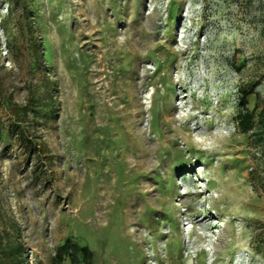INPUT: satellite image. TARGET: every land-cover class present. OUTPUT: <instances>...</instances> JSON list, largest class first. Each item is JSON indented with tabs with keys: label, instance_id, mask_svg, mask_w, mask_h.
<instances>
[{
	"label": "rangeland",
	"instance_id": "obj_1",
	"mask_svg": "<svg viewBox=\"0 0 264 264\" xmlns=\"http://www.w3.org/2000/svg\"><path fill=\"white\" fill-rule=\"evenodd\" d=\"M246 83L253 85L248 108L264 111V0H0L2 242L21 243L26 264H52L67 238L87 246L93 264H264L262 144L233 120ZM166 129V137L175 133V151L185 152L183 139L197 143L199 159L179 167L178 154L172 172L157 163L155 150L169 145L156 134ZM134 169L145 179L130 192ZM191 182L199 194L181 206ZM130 193L160 214L140 217ZM199 219L205 225L186 224ZM138 227L149 239L146 253Z\"/></svg>",
	"mask_w": 264,
	"mask_h": 264
},
{
	"label": "bare ground",
	"instance_id": "obj_2",
	"mask_svg": "<svg viewBox=\"0 0 264 264\" xmlns=\"http://www.w3.org/2000/svg\"><path fill=\"white\" fill-rule=\"evenodd\" d=\"M103 24V23H102ZM98 25V24H97ZM104 25H105V30L106 31H108V25H109V23H107V21L104 23ZM103 26V25H102ZM104 30V32L106 33V31ZM101 33H103V31L101 32ZM98 37H99V35H97ZM100 36H102V35H100ZM108 36V35H107ZM106 36V37H107ZM104 38H105V36H103ZM143 37V36H142ZM103 38V39H104ZM106 39H104V41H105ZM142 40V39H141ZM141 40H140V42H141ZM99 41H102V40H100L99 39ZM106 42V41H105ZM104 42V43H105ZM142 42H144V41H142ZM101 43V42H100ZM138 44V43H137ZM137 44H136V46H137ZM86 45V44H85ZM116 45H118V44H116ZM135 45V44H134ZM99 46V45H98ZM111 46V45H110ZM142 46H143V44H142ZM99 47H103V46H101V44H100V46ZM99 47H97V48H99ZM105 47V46H104ZM121 46H119V48H120ZM138 47V46H137ZM97 48H95V49H97ZM106 48V47H105ZM143 48V47H142ZM100 49V48H99ZM117 49V48H116ZM101 50V49H100ZM103 50V49H102ZM86 51V50H85ZM120 51V50H119ZM87 52V51H86ZM103 52H104V50H103ZM107 52V51H106ZM89 53V52H88ZM98 53V52H97ZM101 53H102V51H101ZM104 54V53H103ZM107 54V53H106ZM117 54V53H116ZM118 54H120V53H118ZM117 54V55H118ZM174 54H175V52H174ZM93 55V54H92ZM96 55V54H95ZM105 55V54H104ZM113 55V54H112ZM109 56V55H108ZM144 56V55H143ZM88 57H90V56H88ZM94 57V56H93ZM97 57H99L98 55H97ZM139 57V56H138ZM177 57V56H176ZM87 58V57H86ZM102 58V57H101ZM113 58V57H112ZM143 58V57H142ZM175 58V56H173V55H170L169 56V59H170V63H169V65H165V67L166 68H170V66H171V64L173 63V59ZM84 59V58H83ZM92 58H90V60H91ZM135 59V58H134ZM140 59V58H139ZM94 60V59H93ZM97 60V59H96ZM100 60V59H99ZM110 60V59H109ZM87 61V60H86ZM101 61V60H100ZM100 61H99V63H100ZM85 62V61H84ZM98 62V61H97ZM102 63H103V60L101 61ZM139 62H140V60H139ZM143 62V61H142ZM88 63V62H87ZM87 63H85V64H87ZM91 63V62H90ZM93 63V62H92ZM95 63V62H94ZM111 64V63H110ZM142 64V63H141ZM88 65V64H87ZM97 65V64H96ZM107 65V64H106ZM136 65V64H135ZM111 66V65H110ZM137 66V65H136ZM135 66V67H136ZM164 65L162 64V63H157V69H160V68H162ZM99 67V66H98ZM102 67V66H101ZM141 67V68H140ZM95 69H96V66L94 67ZM139 68L141 69V74H143L144 75V66H143V64H142V66H139ZM164 68V67H163ZM162 68V69H163ZM135 69H137V68H135ZM104 70V69H103ZM128 71V70H127ZM139 71V70H138ZM137 72V71H136ZM130 73V72H129ZM134 73V72H133ZM132 73V74H133ZM138 74V73H137ZM137 74H136V76H137ZM93 75V74H92ZM95 75V74H94ZM97 76V75H96ZM100 76V75H99ZM142 77V76H141ZM137 79V78H136ZM139 79V78H138ZM144 79V78H143ZM140 80V79H139ZM141 80H142V78H141ZM143 82V81H142ZM142 85V84H141ZM135 87V86H134ZM138 88V87H137ZM136 90V89H135ZM110 92V91H109ZM102 94V93H101ZM112 94V93H111ZM107 95V94H106ZM106 95H105V97H106ZM98 96V95H97ZM113 96V95H112ZM115 96V95H114ZM113 96V97H114ZM124 96V95H123ZM122 97V96H121ZM96 98V97H95ZM100 98V97H99ZM101 98H102V96H101ZM97 99H98V97H97ZM112 99H114V98H112ZM96 100V99H95ZM106 100V99H105ZM109 100H110V98H109ZM120 100V99H119ZM118 100V101H119ZM201 100V99H200ZM111 101V100H110ZM122 101V100H121ZM199 101V100H198ZM106 102V101H105ZM112 102V101H111ZM114 102V101H113ZM96 103H98V102H96ZM95 104V103H94ZM98 104H100V103H98ZM111 103L109 102V105H110ZM101 105V104H100ZM105 105V104H104ZM114 105V104H113ZM96 106V105H95ZM98 106V105H97ZM106 107V106H105ZM111 107V106H110ZM98 108V107H97ZM99 108H101V107H99ZM107 108V107H106ZM109 108V107H108ZM116 108V107H115ZM120 107H118V109H119ZM103 109H104V107H103ZM114 109V108H113ZM112 109V110H113ZM95 110H97V109H95ZM110 109H108V111H109ZM115 110H117V109H115ZM105 111V110H104ZM104 111H103V113H104ZM106 111H107V109H106ZM114 111V110H113ZM112 111V112H113ZM119 111V110H118ZM121 111V110H120ZM123 111V110H122ZM109 112H111V111H109ZM107 113V114H112L113 115V113ZM98 113V112H97ZM117 113V112H116ZM120 113V112H119ZM99 115H100V113H99ZM97 116L98 117V119H99V121H100V116ZM111 115V116H112ZM117 115V114H116ZM123 115V114H122ZM103 116V115H102ZM104 116H105V114H104ZM103 116V117H104ZM124 116V115H123ZM122 116V117H123ZM172 116V115H171ZM107 117H108V115H107ZM113 118H115L116 116L114 115V116H112ZM111 117V119H113ZM126 117V116H125ZM96 118V117H95ZM105 118V117H104ZM103 118V119H104ZM108 118H110V117H108ZM108 118H106V119H108ZM118 118V117H117ZM171 118H173V117H171ZM171 118H170V121H171ZM175 118V117H174ZM179 119V118H178ZM110 120V119H109ZM96 121V120H95ZM105 122H106V120H104ZM108 121V120H107ZM114 121V120H113ZM112 121V122H113ZM118 120L116 119V122H117ZM176 121H178V120H176ZM98 122V121H97ZM96 122V123H97ZM101 122V121H100ZM103 122V121H102ZM109 122L110 121H108V126H110L109 125ZM121 122V121H120ZM181 122V121H180ZM206 122V121H205ZM169 123V122H168ZM106 124H107V122H106ZM113 124H114V122H113ZM163 125H165L164 123H162ZM100 125H102V124H100ZM157 125V124H156ZM179 125V124H178ZM103 126V125H102ZM107 126V127H108ZM112 126V125H111ZM115 126L117 127V124H115ZM120 126V124L118 125V127ZM137 126V125H136ZM154 126V125H153ZM174 126H175V124H174ZM207 126V125H206ZM116 127H115V129H116ZM117 127V128H118ZM162 127V126H161ZM166 127V126H165ZM164 127V128H165ZM179 127V126H178ZM177 127V128H178ZM181 127V126H180ZM110 128H112V127H110ZM109 128V129H110ZM157 128V127H156ZM160 127H158V129H159ZM163 128V127H162ZM168 128V127H167ZM170 128H171V126H170ZM98 129H100L99 127H98ZM103 129H104V127H103ZM108 129V130H109ZM113 129V128H112ZM182 129V128H181ZM180 129V130H181ZM185 129V128H184ZM97 130V129H96ZM96 130H95V132H96ZM114 130V129H113ZM118 130V129H117ZM151 130V129H150ZM167 131H163V134H161V135H159V133L158 134H156V139H158V141L159 140H164L165 139V141H166V143L165 144H168L169 146H167V147H169L170 149L172 148V150L171 151H169L170 149L168 148L167 149V147H161V149L159 148V146H157L159 149H160V151L158 152V149H156L155 151H157L156 153H157V155H156V159L158 160L157 161V163H162V162H166L167 163V168H169V170L168 171H171L172 172V170H170L171 168V165H172V161L175 159V157L179 154V156H184V157H181V163H180V165H179V167H186V166H189V165H192V162H190L191 160L188 158V157H194V159H195V161L196 160H198L199 159V157H198V153L195 151V149L193 148V145H194V143L195 142H193V141H191V140H187V139H183V146H184V151L185 152H182V151H175L174 150V147H176L175 145V138H174V136H173V134H175L173 131V134H169V136L168 137H166V135L169 133V130L168 129H166ZM172 130V129H171ZM186 130H190V129H186ZM135 131V130H134ZM152 131V130H151ZM151 131H150V135H151ZM183 131V130H182ZM118 132V131H117ZM117 132H114V134H116ZM123 132V131H122ZM137 131H135V133H136ZM141 132V131H140ZM148 132V131H147ZM155 132V131H154ZM184 132V131H183ZM183 132H182V136L184 137V135H183ZM132 133V132H131ZM144 133V132H143ZM157 133V132H156ZM189 133V132H188ZM187 133V134H188ZM191 133V132H190ZM110 134V133H109ZM114 134H112V135H114ZM121 134V133H120ZM124 133H122V135H123ZM127 134V133H126ZM146 134V133H145ZM185 134V133H184ZM118 135H119V132H118ZM122 135H119V136H121V138H122ZM129 135V134H128ZM140 135V134H139ZM142 135V134H141ZM154 135H155V133H154ZM191 135V134H190ZM110 136H111V134H110ZM137 136H138V134H137ZM144 136V135H143ZM179 136V135H178ZM187 136V135H186ZM129 137V136H128ZM150 137V136H149ZM180 137V136H179ZM139 138V137H138ZM187 138V137H186ZM190 139H191V136L189 137ZM188 138V139H189ZM127 139H129V138H127ZM133 139V138H132ZM150 139H151V137H150ZM149 139V140H150ZM212 139V138H211ZM152 140V139H151ZM154 140V139H153ZM182 140V139H181ZM122 141V140H121ZM124 141V140H123ZM129 141V140H128ZM136 141V140H135ZM155 141V140H154ZM157 141V140H156ZM130 142V141H129ZM138 142V141H137ZM150 142V141H149ZM197 142V141H196ZM202 142V141H201ZM134 143V142H133ZM157 143V142H156ZM159 143V142H158ZM199 143V142H198ZM132 144V143H131ZM152 144V143H151ZM163 144V143H162ZM164 144V145H165ZM195 144H197V143H195ZM126 145V144H125ZM161 145V144H160ZM199 145H202V143H199ZM198 145V146H199ZM119 146H120V144H119ZM119 146H117V147H119ZM127 146V145H126ZM130 146V145H129ZM195 146V145H194ZM135 148H136V146H134ZM149 147V146H148ZM186 147H189L191 150H192V152L194 153V154H188L187 153V151H186ZM121 148H122V146H121ZM125 148V147H124ZM137 149V148H136ZM135 149V150H136ZM198 149H200V148H198ZM117 150H119V148L117 149ZM125 150V153L127 152L126 151V149H124ZM128 150V149H127ZM148 150V149H147ZM121 151V150H120ZM122 151H123V149H122ZM132 151H134V150H132ZM149 151V150H148ZM202 151V150H201ZM124 152V151H123ZM123 152H122V154H123ZM136 152V151H135ZM143 152V151H142ZM149 152H151V151H149ZM119 153V152H118ZM117 153V154H118ZM124 153V154H125ZM141 153V152H140ZM153 153H155V152H153ZM207 153V152H206ZM209 153V152H208ZM116 154V155H117ZM133 154V153H132ZM159 154L161 155V156H159ZM128 155V154H127ZM131 155V154H130ZM142 155H143V157L141 156V158L142 159H144V154L142 153ZM125 156V155H124ZM123 156V157H124ZM200 156H201V154H200ZM205 156V155H204ZM120 157H122V155L120 156ZM135 157H137V156H135ZM134 157V158H135ZM134 158H132V159H134ZM138 158V157H137ZM164 158V159H163ZM174 158V159H173ZM183 158V159H182ZM209 158H210V156H209ZM208 158V159H209ZM214 158V157H213ZM122 159V158H121ZM135 161V160H134ZM143 161V160H142ZM141 161V162H142ZM200 161V160H199ZM205 161H206V159H205ZM136 162V161H135ZM160 163V164H161ZM140 164V163H139ZM163 164V163H162ZM165 164V163H164ZM208 164V163H207ZM137 163L134 165V167L136 168L137 167ZM141 165H143V164H141ZM159 165V164H158ZM133 166V165H132ZM164 166V165H163ZM158 167V166H157ZM165 167H166V164H165ZM175 167H178L177 165H175ZM205 167H206V165H205ZM210 167H211V165H210ZM143 168V167H142ZM133 169V168H132ZM131 169V170H132ZM152 169V168H151ZM160 169V168H159ZM162 169V168H161ZM165 169V168H164ZM135 170V169H134ZM140 170H141V168H140ZM153 170V169H152ZM163 170V169H162ZM161 170V171H162ZM167 170V169H166ZM217 170V169H216ZM130 170H128V172H129ZM136 171L137 170H135L134 171V173H136ZM143 171H144V169H143ZM142 172V171H141ZM145 172V171H144ZM155 172V171H154ZM220 171H218L217 172V174L219 173ZM148 173V172H147ZM168 173V172H167ZM170 173V172H169ZM130 174H131V172H130ZM159 174V173H158ZM162 174H163V172H162ZM200 175V174H199ZM213 175V174H212ZM227 175V174H226ZM151 176V175H150ZM164 175H162V177H163ZM132 177V179H130V180H132V181H130V184L128 185V189L129 190H132V191H130V192H135V191H137V188L139 187V184L141 183H143L144 182V179H145V176H144V174L143 173H141V174H135V175H133V176H131ZM147 177V176H146ZM153 177H154V175H153ZM152 177V179H153V181L154 182H156V180H155V178H153ZM165 177V176H164ZM199 177V176H198ZM220 177H222V175L220 176ZM112 178V177H111ZM121 178V177H120ZM149 178V177H148ZM168 178V177H167ZM229 178V177H228ZM150 179V178H149ZM157 179H158V177H157ZM125 180V179H124ZM160 180V179H159ZM164 181H165V178L163 179ZM166 180H168V179H166ZM201 181V179L200 178H198V179H196L195 181H194V183L195 182H197V181ZM229 180V179H228ZM123 181V180H122ZM153 181H152V183H153ZM158 181V180H157ZM162 181V180H161ZM169 181V180H168ZM131 182L132 183H134V184H131ZM160 182V181H159ZM167 182V181H166ZM119 183H120V181H119ZM151 183V182H150ZM162 183H165V182H162ZM169 183V182H168ZM208 183V182H207ZM220 183H222V182H220ZM227 183V182H226ZM140 184V185H141ZM148 184V183H147ZM159 184V183H158ZM223 184V183H222ZM125 185V184H124ZM160 185V184H159ZM164 186H165V184H163ZM188 186V191L187 192H184V193H182L181 195H179V197H180V199H179V202L178 203H180V205L181 206H183V205H185V204H187L188 203V201L191 199V198H193L194 196H196V195H198L199 194V192L198 191H196V192H192L190 189H192L193 188V190L194 189H197V188H201L200 186L199 187H197L195 184H192V182L191 183H188L187 184ZM226 185V184H225ZM113 186V185H112ZM126 186V185H125ZM145 186V185H144ZM151 186V185H150ZM168 186H169V184H168ZM206 185H204V187H205ZM215 186H217L218 187V185H215ZM232 186V185H231ZM109 187V186H108ZM161 186H159V188H160ZM166 187H167V185H166ZM166 187H165V189H166ZM174 187V186H173ZM209 186H207L206 188H208ZM223 187V186H222ZM229 187V186H228ZM227 187V188H228ZM127 188V187H126ZM159 188L157 189L158 191H159ZM162 188V187H161ZM160 188V189H161ZM205 188V189H206ZM212 188H214V186L212 187ZM226 188V189H227ZM109 189H111V188H109ZM123 189H124V187H123ZM142 189V188H141ZM174 189V188H173ZM204 188H203V191H202V193H204L205 194V190ZM209 189V188H208ZM207 189V190H208ZM223 189V188H222ZM226 189H223V190H226ZM140 190V189H139ZM147 190H148V188H147ZM151 190V189H150ZM163 190H164V188H163ZM168 190V189H167ZM167 190H165V191H167ZM231 190V189H230ZM235 190V189H234ZM152 191V190H151ZM161 191V193H164L165 195V197L167 196V194H166V192L165 191H162V190H160ZM169 191L171 192L172 190H170L169 189ZM219 191V190H218ZM227 191V190H226ZM232 191H233V189H232ZM231 191V192H232ZM106 192V191H105ZM113 192V191H112ZM146 192V191H145ZM214 192V191H213ZM217 192V191H216ZM223 192V191H222ZM230 192V191H229ZM108 193V192H107ZM172 193V192H171ZM138 194V193H137ZM143 194H144V192H143ZM143 194L140 196V195H134V194H129V196H126V197H128L131 201V203H132V206H134L135 207V213L136 214H138L140 217H142V218H145L146 219V217L148 216H150V215H152L153 213H159L160 214V212H157V211H154L153 210V207H152V211H148L147 210V208H146V206L144 205V202H143ZM153 194V193H152ZM151 194V195H152ZM155 194V193H154ZM226 194H228L227 192H226ZM234 194H236V193H234ZM239 194V193H238ZM109 195V194H108ZM108 195H106V196H108ZM145 195H146V193H145ZM150 195V194H149ZM149 195H148V197H149ZM162 195V194H161ZM169 195V194H168ZM223 195V194H222ZM225 195V194H224ZM163 196V195H162ZM170 196V195H169ZM227 196V195H226ZM234 196H238L237 194L236 195H234ZM159 196H157V198H158ZM220 197V196H219ZM223 197V196H222ZM107 198V197H106ZM105 198V199H106ZM109 198V197H108ZM167 198V197H166ZM169 198H171V197H169ZM205 198V197H204ZM207 198V197H206ZM211 198V197H210ZM228 198H229V196H228ZM227 198V199H228ZM145 199H147V198H145ZM156 199V198H155ZM161 199H162V197H161ZM233 199V198H232ZM238 199H240V198H238ZM242 199V198H241ZM107 200V199H106ZM105 200V201H106ZM151 200V199H150ZM206 200V199H205ZM235 199H233L232 201H234ZM103 201V200H102ZM109 201V200H108ZM104 202V201H103ZM147 202H149V201H147ZM152 202H154L155 203V200L154 201H152ZM165 202H167V199H165L164 200V203ZM190 202V201H189ZM242 202V201H241ZM98 203V202H97ZM107 203H109V202H107ZM146 203V202H145ZM158 203V202H157ZM169 203V202H168ZM227 203V202H226ZM230 203V202H229ZM238 203V202H237ZM130 204V203H129ZM129 204H128V206H129ZM156 204V203H155ZM159 204V203H158ZM162 204H163V200H162ZM166 204V203H165ZM165 204L163 205L164 207H162V208H165ZM219 204V203H218ZM234 204H236V203H234ZM233 204V205H234ZM148 205H150V204H148ZM157 205V204H156ZM206 205V204H205ZM215 205H216V203H215ZM224 205H225V203H224ZM160 206H162V205H160ZM168 206V205H167ZM235 206V205H234ZM101 207H103L102 205H101ZM101 207H100V204H99V208H98V215H96V217H97V220L99 221L98 223L101 225H103L104 224V222H105V219H106V213H107V211H101L100 212V210H101ZM131 207V206H130ZM149 207V206H148ZM151 207H149V208H151ZM171 207V206H170ZM239 207V206H238ZM104 208V207H103ZM102 208V209H103ZM107 208V207H106ZM168 208V207H167ZM160 209V208H159ZM225 209V208H224ZM223 209V210H224ZM234 209H236V208H234ZM162 210V209H161ZM222 210V211H223ZM233 210V209H232ZM160 211V210H159ZM231 211V210H230ZM237 211V210H236ZM106 212V213H105ZM149 212V213H148ZM163 211H161V213H162ZM225 212V211H224ZM233 212V211H232ZM228 213V212H227ZM108 214H109V212H108ZM226 215V214H225ZM231 215V214H230ZM144 216V217H143ZM197 216V215H196ZM234 216L235 215H232V217L234 218ZM205 219V218H204ZM204 219H199V220H196V222H193V221H191V220H187L186 221V224H188V225H193V226H197V225H205V220ZM228 219H230V217L228 216ZM222 220V219H221ZM227 220V219H226ZM214 221V220H213ZM220 221V220H219ZM232 221V220H231ZM207 222V221H206ZM212 222V221H211ZM176 223V222H175ZM223 223H225V222H223ZM230 224H232L231 222H229ZM237 224V223H236ZM229 225V224H228ZM233 225V224H232ZM148 226V225H147ZM220 226H221V224H220ZM231 226V225H230ZM211 227L214 229L215 227L213 226V225H211ZM237 227V226H236ZM192 229H193V227H192ZM231 229H234V228H231ZM238 229V228H237ZM144 230H146V229H144ZM198 230H199V228H198ZM208 230V229H207ZM231 231V230H230ZM235 231H236V229H235ZM152 232V231H151ZM195 232V231H194ZM219 233H221V232H219ZM228 233V232H227ZM233 233V232H232ZM243 233V232H242ZM134 234H135V236H136V238H137V241H138V243L140 244V245H142L143 243H144V245L143 246H141V248L140 249H142L143 250V252L144 253H146L148 250H145V247H146V245H147V243L149 242V239L147 238V236H144V234H143V231H142V228L140 227H138V229L136 228V230L134 229ZM189 234H191V232L189 233ZM188 234V235H189ZM149 235V234H148ZM225 235V234H224ZM224 235H223V237H222V235H221V237L216 241V242H214V244H213V249H214V251L216 252V253H218V255H219V253L221 252V247H222V240H223V238H224ZM237 235V234H236ZM163 236H165V238L167 237V236H169V234L168 233H166V234H163ZM199 236V235H198ZM229 236H231V235H229ZM238 236V235H237ZM217 238H218V236H217ZM239 238V237H238ZM153 239V238H152ZM201 239V238H200ZM203 239V238H202ZM225 239V238H224ZM232 239V238H231ZM204 240V239H203ZM234 240V239H233ZM196 241V240H195ZM237 241H239V240H237ZM205 243V242H204ZM233 243V242H232ZM149 244V243H148ZM157 244V243H156ZM224 244V243H223ZM225 244H227V243H225ZM235 244V243H234ZM229 245V244H228ZM233 245V244H232ZM225 246V245H224ZM138 247H139V245H138ZM157 247V246H156ZM229 248V247H228ZM231 248V247H230ZM237 248V247H236ZM149 249V248H148ZM164 249H165V247H164ZM181 249V248H180ZM225 249V248H224ZM199 250V249H198ZM203 250V249H202ZM227 250V249H226ZM233 250V249H232ZM234 250H235V248H234ZM233 250V251H234ZM201 251V250H200ZM199 251V252H200ZM232 251V252H233ZM236 251V250H235ZM204 253V252H203ZM195 254H198V252H195ZM227 254V253H226ZM200 255V254H199ZM228 255V254H227ZM196 256V255H195ZM224 256V255H223ZM144 257H146V255L144 254ZM165 257H166V259H165V261L167 260L168 262L169 261H171L172 260V258H170L167 254H166V252H165ZM189 257V256H188ZM198 257V256H197ZM200 257H202V255H200ZM200 257H198V258H200ZM145 259H147V258H145ZM151 259V258H150ZM221 259V258H220ZM164 260V259H163ZM198 260V259H197ZM224 260V259H223ZM227 260V259H226ZM182 261V260H181ZM199 261V260H198ZM145 262V261H144ZM222 262V261H221ZM228 263V262H227ZM231 263V262H230ZM166 264V263H165ZM168 264V263H167ZM221 264V263H220ZM232 264V263H231Z\"/></svg>",
	"mask_w": 264,
	"mask_h": 264
},
{
	"label": "trees",
	"instance_id": "obj_3",
	"mask_svg": "<svg viewBox=\"0 0 264 264\" xmlns=\"http://www.w3.org/2000/svg\"><path fill=\"white\" fill-rule=\"evenodd\" d=\"M253 85L251 83L243 84L237 89L238 109L234 116V123L237 131L242 135L249 133H259L258 142L262 144V158H264V111H258V105L248 108V98L252 93ZM258 111V112H257ZM255 127L259 128L258 132ZM0 237V264H26L24 246L19 243L2 242ZM93 264V253L87 246L79 245L71 238H67L62 244L56 247L51 259L52 264Z\"/></svg>",
	"mask_w": 264,
	"mask_h": 264
}]
</instances>
